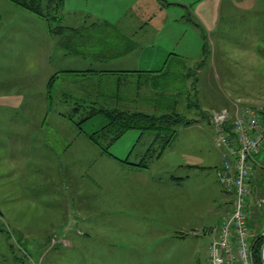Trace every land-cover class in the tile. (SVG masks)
I'll return each instance as SVG.
<instances>
[{
  "label": "rangeland",
  "instance_id": "obj_1",
  "mask_svg": "<svg viewBox=\"0 0 264 264\" xmlns=\"http://www.w3.org/2000/svg\"><path fill=\"white\" fill-rule=\"evenodd\" d=\"M0 2L17 8L15 16H24L18 22L22 37L10 41V46L16 43L15 48L22 43L21 52L16 51L15 58L10 59L0 54L1 85L16 81L23 84V88L0 87V95L17 90L23 96L21 105L20 100L16 101V110L4 106H15V102L0 101V264H208L210 243L218 236L214 228L230 213L232 203V197L217 180L222 152L214 145L215 132L209 119L226 111L230 115L229 128L236 130L238 118L244 120L241 116L235 119L236 111L244 106L264 108V0H223L218 9L221 17L216 22L218 0H162L170 4L162 12L157 6L147 7L151 19L147 27L152 32L133 18L144 9L138 4H131L133 15L123 14L119 22H110L124 33L128 30L137 34L132 42L141 39V47L152 48V53H143L142 61L151 57L154 62L144 67L158 70L164 66L163 58L152 55L157 49L175 57L170 56L163 73L130 77V83H124L119 91L118 102L105 103V107L157 116L176 110L183 121L192 122L189 126H174L176 134L164 157L151 160L147 174L152 178L165 174L177 177L188 172L178 168L186 161L204 168L188 172L194 183L185 192L169 190L165 205V191L150 188L146 208L136 217L128 215L127 202L118 203L116 199L114 210L111 199L99 209L93 208L88 216L92 226L89 240L76 224L88 208L83 210L70 192L78 193L76 189L81 186L86 193L103 194V187L114 186L108 182L110 178L134 175L131 170L135 167L121 162L110 166L88 163L91 157L79 164L78 158L87 153L82 151L85 136L99 130L105 120L99 116L80 124L85 113L73 112L74 102L60 105L62 116L54 114V104L48 103L41 90L47 76V70L39 68L44 56L29 51L34 42L35 47L52 48L42 35L44 27H37L43 36L38 44L36 37H30L36 22L43 26L45 22L5 0ZM186 15L189 20L183 18ZM81 35L84 46L95 50H114L124 41L105 26L84 30ZM5 42L0 39V49ZM54 52L50 59L58 62L59 51L56 48ZM70 60L71 67H75L71 63L83 62L73 56ZM244 133L250 135L246 129ZM152 139L151 132L130 130L108 151L119 160L138 163L146 150L158 151L160 145L151 146ZM219 155L215 173L212 163ZM251 163L248 187L252 211L248 227L255 239L264 232V147L253 155ZM120 190L127 193V188ZM179 192L186 197L181 198ZM257 246L254 241V257Z\"/></svg>",
  "mask_w": 264,
  "mask_h": 264
},
{
  "label": "crops",
  "instance_id": "obj_2",
  "mask_svg": "<svg viewBox=\"0 0 264 264\" xmlns=\"http://www.w3.org/2000/svg\"><path fill=\"white\" fill-rule=\"evenodd\" d=\"M5 1L8 2L7 0ZM100 1L103 0H80L79 2H67V0H65L63 10L59 14V24L63 28L69 29L68 31H66V34L62 35L61 37L51 35L49 26L46 22L44 26L40 24V22H36V30L32 31L30 37H36L38 40L37 44L41 41V38L43 39V36H41L40 31L37 29L38 25H40L41 27H44L42 35L43 33L46 35L50 43L49 46H51L52 48L49 47L47 49H42L41 47H35V42L31 43V45L25 44L30 46L29 51H31L32 53L42 52V55L44 56V59L41 63L42 65H39V68L43 71L46 69L47 76L43 81V87L41 90H44V96L47 99L48 103L54 104V114L59 113V116H62V112L60 110V105L62 103H96L97 106L105 107V103H112L113 101L118 102V94L122 88V86H119L120 88H117L119 83L124 85V83L129 82L130 77L133 76L141 77L142 75L150 76L151 74H159V72L164 70L169 63L170 56L174 55L169 54L168 56L166 51L164 52L157 49L156 52L152 55L157 56L159 60L160 58H163V62H165L164 66L158 70L152 69L153 67H144V64L152 66L154 62L153 58L151 57L147 60L142 61L143 53H152V48L141 47L139 45L141 39H139V41L136 43L132 42L131 39H134L137 34L133 35V33H131L132 31L128 30L124 33L119 27L112 24L119 22L120 17L123 14L131 13L133 15L131 4H138V6L142 5L144 9H142L138 13V15H134L133 18L136 20V23H142L143 26H145L144 29H148L147 25H151V19H148L150 12L147 11V7L150 8L154 5L157 6L158 11L162 12V10H166L168 2H161L162 0H158V2H152V0H141L140 2H124L125 0H110V2ZM222 1L223 0H218L215 22L218 21L221 17V10L218 11V9L219 7H221ZM253 5V2H251L250 6ZM14 7L17 6L14 5ZM16 9L17 8L8 7L3 4V2H0V39L6 41L4 46L0 49V54L2 56H5L6 59L7 57H9V59L15 58L16 51L20 50L21 52L22 50V43L20 45L17 44L18 48H15L16 43H14V46H10V41H17L18 37H22V31H18V22H22L24 20V16L22 14H20L21 17L15 16L18 13V10ZM185 11L189 12V9L187 8ZM186 17L187 15L183 16L184 19H186ZM143 20H146V22ZM106 24L118 33L121 41L124 40L123 45L120 47L118 46V48H115L114 50L106 51L104 50V48L95 50L92 49V47L84 46L85 40L81 35L82 32L84 30L87 31L96 29ZM143 26L140 27V30H143ZM152 29L157 28L154 27ZM214 29L215 25L213 26L212 30ZM149 31L152 32L151 30ZM56 48L59 51V53L56 54V57H58V62L55 61L56 59H50L51 57H53V54L55 55L54 51H56ZM137 49L139 53L136 55ZM71 56L76 57V61L82 60L83 62H81V64L71 63V65L75 66L71 67ZM136 72H140V74H137ZM0 87L23 88V84L18 83V81L8 85H1L0 83ZM18 100H20L18 104L21 105L23 96L20 95L17 90L11 92L3 91L0 95V101H3V103H8V101L16 103V101ZM18 104L15 106H11L8 103V105L4 106L7 108L9 107L12 110H16ZM47 117L48 116L46 115V118ZM83 142L84 143L82 144V148L84 150L82 151L87 153H84L82 157L78 158L77 161H80L79 164H82V161L88 162V157H91V160L88 163L101 162V164L110 166L115 165L114 163L120 161L122 162V160H119L110 153L109 155L103 153L88 139L87 136H85V140H83ZM165 152L159 159L164 157ZM145 157L146 154H144L140 162L132 164H140L141 161L145 159ZM196 157L198 159V156ZM125 160H127L128 162V159ZM210 161L212 162V160ZM212 164H214L213 167L216 173L220 165V155L217 160L214 159V163ZM178 168L182 170L185 169L184 171L191 172L194 170L203 169L204 167L194 165L186 161L185 163L179 164ZM131 171L134 175H131L127 178H110L111 181L108 182L114 184V186L109 187V185H107L106 187H103V194L99 192H94L93 194L86 193V188L81 186L79 187V189H76V191L79 190L78 193L73 191L70 192V195H72V197L76 199L78 203H80L83 210H87L86 208H88V212L84 214L86 216L80 218L79 223H76L78 226V230L81 227L80 231L83 232L84 236H86L88 240L90 236L89 227H92L90 225L91 223L89 222L88 216L92 212L93 208L96 209L99 206L101 207L100 204H106V202L111 199L112 210H114L113 205L115 199L118 201V203L119 200L123 203L127 202V206L129 209L128 215L130 216V218L136 217V214L139 213L140 210L143 211V208H146V195L150 188H154L156 190L162 189L165 191L164 198H162L164 201L163 204L165 205L167 204V192L169 190L171 191L173 189H176L180 190V192H185L184 189L188 188V186L191 187V183H194L193 176L189 175L188 172H184L186 175H184L183 173L177 177L165 174L158 176V178H152L150 174H147L148 169L135 168ZM93 181L96 182L98 186H101L97 179L94 178ZM123 182H127L129 184L119 186V184ZM124 188H127L126 194L120 190ZM180 192L179 196L181 198H185L186 195ZM101 218L102 214L98 216L99 222ZM116 220L119 222V219Z\"/></svg>",
  "mask_w": 264,
  "mask_h": 264
},
{
  "label": "built area",
  "instance_id": "obj_3",
  "mask_svg": "<svg viewBox=\"0 0 264 264\" xmlns=\"http://www.w3.org/2000/svg\"><path fill=\"white\" fill-rule=\"evenodd\" d=\"M238 110V108H237ZM234 127L229 128V113L222 111L209 119L215 132V147L222 152L217 180L232 197L230 213L220 220L218 236L210 243L208 264H256L254 238L250 236L251 219L248 184L252 175V157L264 147V108L242 107L235 112ZM233 119V120H235ZM236 121V120H235ZM248 130L250 135L244 133ZM263 201L259 202V206ZM261 261L264 253L261 250Z\"/></svg>",
  "mask_w": 264,
  "mask_h": 264
},
{
  "label": "trees",
  "instance_id": "obj_4",
  "mask_svg": "<svg viewBox=\"0 0 264 264\" xmlns=\"http://www.w3.org/2000/svg\"><path fill=\"white\" fill-rule=\"evenodd\" d=\"M7 1L17 6L18 8L44 20V22H46L49 26V31L51 35L61 37L62 35L66 34V31L69 30L63 28L59 24V13L63 10L65 0ZM168 5L170 4L168 3ZM186 19L189 20V17H187ZM104 26L109 28L107 24ZM202 49L205 53V46H203ZM171 56L175 57V55ZM167 66L165 67V69L167 68ZM165 69L159 73H163ZM136 73L140 74V72ZM151 75L156 76L158 74ZM119 86L121 87L122 84L119 83L117 88ZM87 104L89 103H75L73 112L80 113L81 111H83L85 113V116L80 119V124L99 116L105 120L104 125L99 130L87 135L88 139L105 154L109 155V146L119 140L127 131L136 130L139 131L141 134L145 132L152 133L153 139L151 142V146H154L156 144L158 147L160 145L158 151L152 153V150L148 149L146 152L145 159H143L140 164H129L127 160L122 162L120 161L125 165H130L139 169H149L152 163L151 160H158L162 156V154L165 152L167 147L170 146L172 140L175 137L176 131L173 130L174 126L178 124L189 126L190 124H192V122L183 121L182 118L178 117V115L175 114L176 110H173L172 112L166 114L163 113L162 115L157 116L148 115L142 112L124 111L117 108L97 106L96 103H92V106H87ZM87 109L88 111H86ZM161 135H165L166 137L161 138ZM257 242L259 246H262L263 239L261 237H258ZM259 246L256 250V264H263L259 256Z\"/></svg>",
  "mask_w": 264,
  "mask_h": 264
},
{
  "label": "water",
  "instance_id": "obj_5",
  "mask_svg": "<svg viewBox=\"0 0 264 264\" xmlns=\"http://www.w3.org/2000/svg\"><path fill=\"white\" fill-rule=\"evenodd\" d=\"M261 238L263 239V246H262V252L264 253V232L261 235ZM263 264H264V260H263Z\"/></svg>",
  "mask_w": 264,
  "mask_h": 264
},
{
  "label": "flooded vegetation",
  "instance_id": "obj_6",
  "mask_svg": "<svg viewBox=\"0 0 264 264\" xmlns=\"http://www.w3.org/2000/svg\"><path fill=\"white\" fill-rule=\"evenodd\" d=\"M258 245V242L256 241V246ZM258 247V246H257Z\"/></svg>",
  "mask_w": 264,
  "mask_h": 264
}]
</instances>
